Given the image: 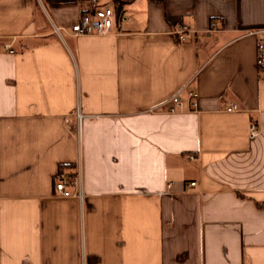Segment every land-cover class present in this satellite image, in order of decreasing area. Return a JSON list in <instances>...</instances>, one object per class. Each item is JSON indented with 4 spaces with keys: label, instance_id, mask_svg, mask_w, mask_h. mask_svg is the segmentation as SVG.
<instances>
[{
    "label": "crops",
    "instance_id": "obj_1",
    "mask_svg": "<svg viewBox=\"0 0 264 264\" xmlns=\"http://www.w3.org/2000/svg\"><path fill=\"white\" fill-rule=\"evenodd\" d=\"M87 6L0 0V264H264V0H132L60 39ZM186 87L198 110L151 111Z\"/></svg>",
    "mask_w": 264,
    "mask_h": 264
},
{
    "label": "built area",
    "instance_id": "obj_2",
    "mask_svg": "<svg viewBox=\"0 0 264 264\" xmlns=\"http://www.w3.org/2000/svg\"><path fill=\"white\" fill-rule=\"evenodd\" d=\"M128 17L125 14L116 13L115 4L111 1L106 0H89L88 6L81 12V16L69 27L65 26H54V33L61 39L65 34H69L72 37L77 36H89L98 35L104 36L107 34H112L116 30V25L118 20L123 23L127 21ZM177 33L180 35V39L184 40V34L187 33L186 27L180 26ZM258 38L256 45V66L260 73L264 72V28L252 32ZM9 47V46H7ZM188 102L189 109L198 110L200 106L199 93L188 87L179 91L175 96L151 109V111L164 110L171 114L178 113L181 111L185 103ZM239 107L237 104H231L227 110L235 112ZM259 133V128L256 124L252 123L250 135L251 137L257 136ZM191 159L195 156L190 157ZM78 178L76 175L66 171H60L56 177L55 181V191L60 197H75L81 199L83 193L81 188L78 186ZM196 183H191V187H194ZM72 187L76 189L75 192L72 191Z\"/></svg>",
    "mask_w": 264,
    "mask_h": 264
},
{
    "label": "trees",
    "instance_id": "obj_3",
    "mask_svg": "<svg viewBox=\"0 0 264 264\" xmlns=\"http://www.w3.org/2000/svg\"><path fill=\"white\" fill-rule=\"evenodd\" d=\"M80 1H81V3H83V4H86V3H88L89 0H80ZM130 1H132V0H114V2H115V7H116V13L119 14V11H120L121 8L123 7L124 3H125V2H130Z\"/></svg>",
    "mask_w": 264,
    "mask_h": 264
}]
</instances>
